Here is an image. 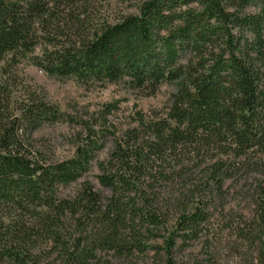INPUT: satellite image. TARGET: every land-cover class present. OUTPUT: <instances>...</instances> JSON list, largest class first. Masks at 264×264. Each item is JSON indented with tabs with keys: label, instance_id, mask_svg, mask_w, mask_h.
Returning <instances> with one entry per match:
<instances>
[{
	"label": "trees",
	"instance_id": "trees-1",
	"mask_svg": "<svg viewBox=\"0 0 264 264\" xmlns=\"http://www.w3.org/2000/svg\"><path fill=\"white\" fill-rule=\"evenodd\" d=\"M26 62L86 85L176 92L124 130L109 120L118 103L104 105L78 123L73 157L49 162L34 133L63 115L22 79ZM108 136L114 149L98 179L112 196L86 184L62 199ZM263 155L264 0H143L120 15L110 0H0V264H111L152 250L164 252L159 264H179L178 241L201 239L210 203L243 170L260 176L255 207L228 229L248 264H264ZM172 185L197 203L176 210L170 229ZM162 231L163 247L149 243Z\"/></svg>",
	"mask_w": 264,
	"mask_h": 264
},
{
	"label": "rangeland",
	"instance_id": "rangeland-1",
	"mask_svg": "<svg viewBox=\"0 0 264 264\" xmlns=\"http://www.w3.org/2000/svg\"><path fill=\"white\" fill-rule=\"evenodd\" d=\"M143 0L123 3L122 0H110L111 10L115 15L137 14ZM18 71L27 85L36 88L46 102L56 106L62 113V119L54 123L42 125L34 137L44 147L49 162H60L70 159L75 154L78 134L82 119L97 115L104 105L118 103L119 110L109 117L110 122L119 130L136 126L134 117L138 112L150 114L152 111L164 109L170 102L176 87L171 84L162 85L156 94L150 96L147 91L132 90L124 83H92L83 84L75 79H62L49 76L30 63L22 64ZM114 149V137L108 136L106 147L97 153L90 170L79 181L68 186H61L59 195L67 201H74L80 196L84 185L90 184L104 199L112 196V190L103 187L99 182L101 170L99 164L109 158ZM264 159V155L261 156ZM243 170L235 178L228 180L223 188V198L214 199L209 206L211 214L209 222L203 227L201 239L191 242L189 247L182 248L181 242L174 249L175 260L179 264H248L251 253L242 258L235 251L236 242L230 235L228 226L238 214L248 215L255 207L253 194L259 188L260 176L255 172L248 176ZM246 177H249L246 179ZM262 182V180H261ZM180 186L172 185L165 189V201L170 205L169 227L176 220V210L191 208L197 200L179 198ZM160 238L150 241L156 247L164 246L165 231ZM152 250L147 256L133 261H112L111 264H159L161 256ZM164 257V256H163ZM100 264H106L101 262Z\"/></svg>",
	"mask_w": 264,
	"mask_h": 264
}]
</instances>
